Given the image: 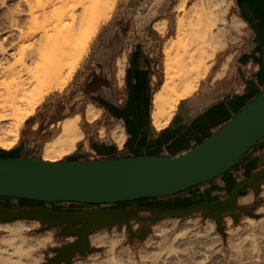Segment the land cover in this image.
<instances>
[{
	"label": "bare ground",
	"instance_id": "6f19581e",
	"mask_svg": "<svg viewBox=\"0 0 264 264\" xmlns=\"http://www.w3.org/2000/svg\"><path fill=\"white\" fill-rule=\"evenodd\" d=\"M0 1L5 4L7 0ZM228 2L197 0L187 7L186 0H179L175 5L181 14L176 20L175 37L164 44V79L152 98L151 119L155 128L169 124L180 101L198 89L200 79L215 61L216 52L227 39L239 37L237 23L241 20L233 14V21H228ZM115 3L116 0H18L15 8L8 7L7 23L0 25L4 33L0 40L1 149L9 150L17 144L21 127L44 96L63 90L87 54L100 22L109 18ZM165 24L157 23V29L163 32ZM122 74L120 70L119 75ZM101 110L91 102L84 117L94 121ZM80 119L81 114L76 113L57 123L60 130L45 141L42 160L57 162L75 154L85 137ZM122 129L113 131L119 148L125 140ZM240 194L241 203L253 199L250 190ZM246 220L244 227L228 228L230 264H256L257 221L251 217ZM183 223L177 225L170 218L155 223L154 235L146 241L148 245L154 244L155 249L140 250V260L122 246V235L111 234L106 228L94 230L89 235L90 243L94 247L105 246V252L90 253L86 262L78 264H214L212 257L222 243L214 223L210 222L205 229L195 219ZM31 227L23 219L0 222V232H5L0 234V264H34L42 260L37 250L52 244L53 236L51 232L36 237L27 235Z\"/></svg>",
	"mask_w": 264,
	"mask_h": 264
},
{
	"label": "water",
	"instance_id": "95a60500",
	"mask_svg": "<svg viewBox=\"0 0 264 264\" xmlns=\"http://www.w3.org/2000/svg\"><path fill=\"white\" fill-rule=\"evenodd\" d=\"M171 1H126L125 9L110 20L96 38L94 51L89 56L95 68L85 89L80 91V98L86 95L110 108L114 58L124 48L127 52H142L147 56L150 51L147 25L167 12ZM142 61L146 63L143 74L147 75L154 64L147 57ZM125 112L124 108L119 112L116 109V121L127 123ZM148 116L146 112V122L141 126L149 127ZM263 137L264 88L216 132L175 156L144 154L57 162L36 157H0V198H6L0 201V222L36 219L42 229L56 228V235L63 243L50 248L55 254L47 256L41 264H72L77 254L84 255L95 249L89 241L91 232L123 223L131 231L134 220L148 223L200 213L214 217L222 230L224 214L232 213L237 219L239 212L251 213L249 207L238 203V196L247 187L254 194L259 193L264 167L245 174L231 187L227 180L223 188L228 196L224 199L171 205L144 200L172 196L229 172ZM47 202L60 205L48 206ZM63 202L72 205L63 206ZM143 209L148 216L139 214ZM145 231L142 228L141 234ZM71 236L75 239L65 243Z\"/></svg>",
	"mask_w": 264,
	"mask_h": 264
},
{
	"label": "rangeland",
	"instance_id": "374dc122",
	"mask_svg": "<svg viewBox=\"0 0 264 264\" xmlns=\"http://www.w3.org/2000/svg\"><path fill=\"white\" fill-rule=\"evenodd\" d=\"M18 0H7L5 4H1L0 1V25L7 23V18L5 13L8 12L9 8H15ZM110 1V0H109ZM127 0H116L115 7L106 20H102L98 27V31L94 38L92 39L88 52L85 57L78 64L76 71L72 74V76L68 79L66 85L63 87L61 91H52L48 95L44 96L42 102L39 105H36L35 112L25 121L24 125L20 129V138L17 144L9 150H4L0 148V157L13 156V157H36L42 158V148L48 139H51L53 136L57 134L60 130V125L57 124L59 121L66 116H71L76 113L81 114L80 124L85 131V137L78 143L77 150L74 155L63 158L62 160H90V159H98L112 156H123L128 155L131 150L128 147V142L132 135H130V126L132 123H124L121 122L124 126V131L126 133V138L124 140L123 146L119 148L118 143L114 140L113 131L118 129H122L119 125H117L120 121H116V109L118 112L121 109H125L129 113L135 111H144L145 114L149 115L148 126L153 127L151 124V109H152V97L156 89L160 86L163 80V63H164V55L162 53L163 43L168 37L175 34V22L177 15L181 14V11H174L172 9L173 5L177 3V0H172L167 12L160 14L155 19H153L147 25V30L149 31V49L153 53V57L150 60L154 67L147 75L142 74L139 76H128L125 74V79L123 84L118 85V81L116 78V74L113 70L112 74V83L110 84V98L112 99L110 102V108L104 103H96L95 101L88 99L86 95L80 98L79 93L85 89V86L88 82L90 74L95 68L94 60L90 59V54L94 51V47L96 45V38L102 30V28L113 18L119 16V12L124 10L126 7ZM197 0H186V5L190 6V4L194 3ZM231 2H228V9L226 13V17L230 22L232 20V15L236 13L231 6ZM164 17L168 18V30L164 34L163 37L153 28V23L159 19ZM6 18V19H5ZM246 26V25H245ZM241 26L239 28V38L232 41L229 40L225 49L219 51L216 55V60L213 63L208 73V75L202 77L199 82V87L202 82L207 80L215 69L219 67L220 61H222V56L226 52L235 53L237 49H239L241 45V38L245 34L244 27ZM4 36V33L0 31V40ZM171 38V37H170ZM140 82V84H138ZM198 87V89H199ZM69 88L68 90H66ZM197 89V90H198ZM195 90V92L197 91ZM77 95V97H75ZM104 98V97H103ZM106 100V97L104 98ZM94 103L96 106L101 107L102 110L98 113L97 118L94 121H88L84 117V112L89 103ZM141 104L138 106L137 104ZM116 105L118 106L116 108ZM133 117V116H130ZM37 125V126H36ZM123 130V129H122ZM112 131V132H111ZM33 146V147H31ZM109 146V147H108ZM16 148L17 151H13ZM97 152V153H96ZM261 167H264V162ZM241 167L235 169L231 172V170L223 176V179L229 180V187L232 184L240 181L245 176V171L240 169ZM231 172V173H230ZM250 173V172H248ZM231 174V175H230ZM232 175H234L232 177ZM231 176V177H230ZM231 178V179H230ZM219 187L221 189H219ZM264 187V178L259 182L260 191L256 195L250 187L242 190H250L253 194V199L247 203H241L238 200L240 205H245L249 207L250 214L239 212L238 218L236 219L232 213H226L222 219V230H220L217 220L208 216L205 217L202 214H194L188 217H168L170 219L176 220L177 225H182V223L190 220H196L202 229H205V226L210 222L214 223L215 231L218 236L222 238L221 245H218V252L216 255H213L214 264H230L231 262V248L227 243L228 238V228L231 226L233 228L237 226L244 227L247 225L246 217H251L255 219L256 222V240L258 250L255 251L254 256L256 264H264V195L262 194V189ZM240 192V193H241ZM241 194H239L240 196ZM228 196V192L221 186L216 185V181H207L205 183L199 184L195 187L189 188L183 193L175 194L172 196H166L159 199H145L144 202H153L156 203L158 201H162L164 205L171 204H183L186 202H197L200 200H217L224 199ZM238 196V199H239ZM136 204V203H134ZM140 215L148 216L146 210L139 211ZM168 218H163L154 222H143L134 220L131 223V231L136 233L133 234L127 227L126 224L122 225H114L109 228V232L111 234L122 235V246L128 247L131 251H133L138 260L141 259L140 250H154L155 245H148L146 241L148 238L154 235V225L158 223V221L165 220ZM32 227L27 231V235L36 237L44 232H51L53 243H47L45 246L40 247L37 251L42 254V260L35 262L34 264H41L46 261L47 256H53V253L50 248L55 246H60L63 242L56 235L55 229H42L40 223L38 221L29 222ZM183 223V224H184ZM142 228H145L146 231L144 234H141ZM259 228V229H258ZM261 228V229H260ZM5 234V232H0V234ZM92 233V232H91ZM90 233V234H91ZM139 234V235H138ZM260 235V236H259ZM262 235V237H261ZM150 236V237H149ZM262 238V239H261ZM75 238L73 236L68 237L64 240V242L73 241ZM260 239V240H259ZM263 240V241H262ZM90 241V240H89ZM91 245V243H90ZM93 246V245H92ZM148 248V249H147ZM151 248V249H150ZM262 248V249H261ZM106 247H95V249L84 255H76L73 258L72 264H78L79 261L86 262V258L90 253L100 252L104 254ZM260 251V252H259ZM262 251V252H261ZM220 252V253H219ZM222 252V253H221ZM219 253V256H218ZM259 253V255H257ZM261 256L263 261L261 262ZM230 257V258H229ZM222 258V259H221ZM260 260V261H259ZM218 261V262H217ZM61 264H66L62 262Z\"/></svg>",
	"mask_w": 264,
	"mask_h": 264
},
{
	"label": "crops",
	"instance_id": "0c3cea01",
	"mask_svg": "<svg viewBox=\"0 0 264 264\" xmlns=\"http://www.w3.org/2000/svg\"><path fill=\"white\" fill-rule=\"evenodd\" d=\"M178 1L179 0H177V2ZM229 1L236 12L234 15L241 20V23H237L238 30L241 26L246 25L244 27L245 34L241 38L239 49L233 54L226 52L224 56H222V61H220L219 67L214 70L207 80L202 82L196 92L180 101L169 124L161 129L154 127L152 119L151 124L153 127L149 126L146 128L145 125L141 126L140 124H145L146 122V114L141 112V110L131 113L126 111L125 120L132 123L129 129L130 135L132 136L128 142V147L131 152L128 156L144 154H167L175 156L183 151L193 148L232 119L264 88V0ZM176 4L177 3L173 5L172 9L178 12L175 9ZM163 21L166 22L165 30L161 32L157 29V23ZM232 21L233 15L230 22ZM168 23V18L164 17L155 21L153 23V28L161 35V37H163L168 30ZM175 34L170 37H175ZM170 37H168V39ZM168 39L163 43L162 53L164 44ZM236 39H233L232 41ZM229 40L231 39H227L225 46L216 52L215 60L217 53L225 49ZM143 55L144 53L142 52H127L124 48L114 58V72L116 74L118 85L121 86L123 84L125 74L128 76H134L146 72V63L143 62L142 59L147 57L151 60L153 53L149 51L147 56ZM120 70H123L122 76L119 75ZM137 105L140 106L141 104L138 103ZM118 124L122 125L124 131L123 124L121 122ZM263 162L264 137L258 141L254 151L244 156L241 162L232 169L231 172L241 167L240 169L244 170L247 174L248 172H253L256 169L261 168ZM224 175L225 174L213 178L210 181H216L217 186L224 187L228 183L226 178L223 179ZM233 176L234 175H232V177ZM3 199L5 200L6 198H0V201H3ZM45 204L48 206L60 205V203L50 202ZM61 204L63 206L72 205V203L69 202H63ZM89 206L93 207V205ZM31 221H38L42 226L39 220L32 219ZM44 229L56 230V228Z\"/></svg>",
	"mask_w": 264,
	"mask_h": 264
},
{
	"label": "flooded vegetation",
	"instance_id": "af4514ba",
	"mask_svg": "<svg viewBox=\"0 0 264 264\" xmlns=\"http://www.w3.org/2000/svg\"><path fill=\"white\" fill-rule=\"evenodd\" d=\"M31 147H33V146H31ZM254 149H255V147H253L251 150H249L244 156H246L247 154H249V153H251L252 151H254ZM128 155H129V154H128ZM128 155H127V156H128ZM123 156H125V155H123ZM30 157H31V155H30ZM236 166H237V165H236ZM236 166H235V167H236ZM235 167H234V168H235ZM234 168H233V169H234ZM215 178H217V177H215ZM186 190H188V189H186ZM186 190H184V191H186ZM184 191H181V192H179V193H183ZM179 193H177V194H179Z\"/></svg>",
	"mask_w": 264,
	"mask_h": 264
}]
</instances>
